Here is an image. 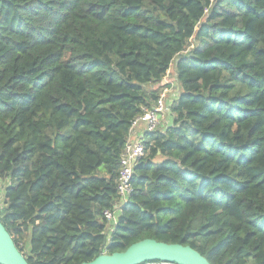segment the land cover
<instances>
[{"label": "trees", "instance_id": "obj_1", "mask_svg": "<svg viewBox=\"0 0 264 264\" xmlns=\"http://www.w3.org/2000/svg\"><path fill=\"white\" fill-rule=\"evenodd\" d=\"M174 60L167 124L141 127L109 225L132 121ZM0 191L29 264L144 238L264 264V0H0Z\"/></svg>", "mask_w": 264, "mask_h": 264}, {"label": "water", "instance_id": "obj_2", "mask_svg": "<svg viewBox=\"0 0 264 264\" xmlns=\"http://www.w3.org/2000/svg\"><path fill=\"white\" fill-rule=\"evenodd\" d=\"M149 261L176 264H211L189 245L166 243L151 238L133 242L123 251L101 253L94 259L78 264H142ZM0 264H29L0 221Z\"/></svg>", "mask_w": 264, "mask_h": 264}, {"label": "built area", "instance_id": "obj_3", "mask_svg": "<svg viewBox=\"0 0 264 264\" xmlns=\"http://www.w3.org/2000/svg\"><path fill=\"white\" fill-rule=\"evenodd\" d=\"M167 76V74H166ZM165 76V77H166ZM170 88L168 86L163 87L159 96L150 105L144 106L142 112L134 118L131 124V128L128 133V138L125 143V147L120 157V167L117 180V195L118 202L113 209H106L103 211L105 220L112 225L117 220V214L119 212V206H121L128 198L131 192V177L133 173V167L136 161L145 155L144 145L141 139H131L130 135L135 128L144 127L147 131H154L160 124L162 115L169 109L171 102L178 95V92L170 99ZM179 90V89H178ZM1 198H0V210ZM107 252L103 248L101 253ZM142 264H176L172 262L162 261H149Z\"/></svg>", "mask_w": 264, "mask_h": 264}, {"label": "rangeland", "instance_id": "obj_4", "mask_svg": "<svg viewBox=\"0 0 264 264\" xmlns=\"http://www.w3.org/2000/svg\"><path fill=\"white\" fill-rule=\"evenodd\" d=\"M174 62L171 64L170 70L167 71V76L165 77V86L168 85L170 88L169 94H170V99L173 98V96L177 93L178 89V83L176 82V75H175V69H174ZM3 208V207H2Z\"/></svg>", "mask_w": 264, "mask_h": 264}, {"label": "crops", "instance_id": "obj_5", "mask_svg": "<svg viewBox=\"0 0 264 264\" xmlns=\"http://www.w3.org/2000/svg\"><path fill=\"white\" fill-rule=\"evenodd\" d=\"M178 89H179V86H178ZM178 89H177V90H178ZM178 91H179V90H178ZM174 97H175V96H174ZM165 119H166V114L162 115V118H161V121H160V125H162L163 122H165V124H167L166 121H165ZM140 131H141V128H135V129L132 131V133H131V135H130V138H131V139H141V137L139 136ZM1 185L4 186L5 184L2 182ZM0 195H1V191H0ZM1 206H3L2 201H1Z\"/></svg>", "mask_w": 264, "mask_h": 264}]
</instances>
